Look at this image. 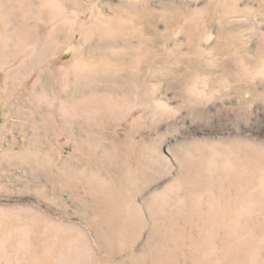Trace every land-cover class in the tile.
<instances>
[{"label": "rangeland", "instance_id": "rangeland-1", "mask_svg": "<svg viewBox=\"0 0 264 264\" xmlns=\"http://www.w3.org/2000/svg\"><path fill=\"white\" fill-rule=\"evenodd\" d=\"M0 264H264V0H0Z\"/></svg>", "mask_w": 264, "mask_h": 264}]
</instances>
